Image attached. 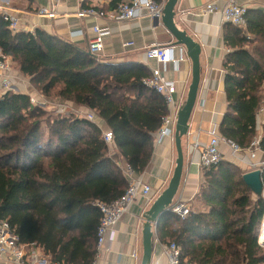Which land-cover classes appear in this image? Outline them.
I'll use <instances>...</instances> for the list:
<instances>
[{
	"label": "trees",
	"instance_id": "16d2710c",
	"mask_svg": "<svg viewBox=\"0 0 264 264\" xmlns=\"http://www.w3.org/2000/svg\"><path fill=\"white\" fill-rule=\"evenodd\" d=\"M223 40L226 108L218 132L245 148L257 135L264 104L262 10L248 9L244 28L225 23ZM0 50L37 93L95 115L90 121L48 111L21 92L0 95V218L20 242L41 247L50 263L91 264L101 216L94 201L110 202L126 189L121 159L136 173L146 168L165 101L144 83L150 76L144 64L106 62L41 29L13 31L1 15ZM99 121L113 135L112 155ZM245 172L226 160L200 169L190 214L181 219L168 210L161 216L156 234L180 247L182 264H264L257 243L264 198L247 186Z\"/></svg>",
	"mask_w": 264,
	"mask_h": 264
},
{
	"label": "crops",
	"instance_id": "0c3cea01",
	"mask_svg": "<svg viewBox=\"0 0 264 264\" xmlns=\"http://www.w3.org/2000/svg\"><path fill=\"white\" fill-rule=\"evenodd\" d=\"M228 0H177L175 5V22L178 28L184 30L200 45V81L196 95L195 105L189 118L188 132L182 137L183 168L181 182L173 198L176 201L186 202L191 210L196 206L194 196L199 188L200 168L196 162L199 152L189 146V141L198 133L199 140L204 143L207 139V130L211 124L218 125L226 108L224 94L222 60L228 48L223 40V26L219 11L204 13L202 7L207 2H213L218 8H222ZM237 3L248 9L262 10L264 0H236ZM119 0H61L59 5L53 8L54 17L38 15L39 7L51 8L50 0H0V6L18 17L17 31L32 32L41 29L51 35H57L63 39L75 43L82 49H87L89 39L93 36L92 27H108V33L103 36V50L97 55L106 62L125 63L135 62L144 64L149 70L160 67L155 59L146 55V47L153 44L170 43L175 46L174 57L178 58L180 47L183 48V60L179 61L176 69L169 63L166 70L162 71L165 79L174 82L173 98L179 106L185 100L188 85L191 79V61L186 54L184 46L175 44L174 37L158 22L154 25V19L144 16L138 19L115 22L103 16H78V10L91 7L97 11L107 13L115 9ZM263 13V12H262ZM1 14V12H0ZM245 27V26H244ZM241 27V28H244ZM132 42L128 45L127 43ZM14 73V72H13ZM15 92L34 95L36 90L29 83V78L24 80ZM19 85V86H18ZM47 101L51 100L46 97ZM67 103L74 116L84 118L90 109L77 106L71 102ZM95 121V119H94ZM264 123V104L257 115V133L261 132ZM102 131L108 130L102 121L97 122ZM157 132V131H156ZM154 144L151 159L141 173H136L145 183L152 187V192L157 191L155 198L166 187L175 167L176 150L174 142L168 137H163ZM224 159L229 156L228 147L220 146ZM116 151L114 146V152ZM236 163L244 171L245 163L238 159L226 160ZM244 167V168H243ZM147 209V208H145ZM144 209V198L138 196L114 225L112 238L107 240L105 249L100 253L97 264H140L142 253L141 230L142 214ZM152 254L150 264H165L162 256V247L166 241H162L156 234V228L152 227ZM136 254V256L134 255ZM0 264H6L0 260Z\"/></svg>",
	"mask_w": 264,
	"mask_h": 264
},
{
	"label": "built area",
	"instance_id": "2783aa9c",
	"mask_svg": "<svg viewBox=\"0 0 264 264\" xmlns=\"http://www.w3.org/2000/svg\"><path fill=\"white\" fill-rule=\"evenodd\" d=\"M61 0H50L51 8L39 7L38 15L54 17L53 8L59 5ZM83 1V0H81ZM166 0H119L115 9L110 12L103 13L94 8L87 7L78 10V16H103L115 22L138 19L148 16L151 19H157L161 22L162 10ZM5 6H0L1 16L8 23V27L17 31L18 17L8 13ZM204 13L219 11L224 23H231L238 27L246 25L247 8L236 0H228L222 8H218L213 2H207L201 9ZM264 15V7L262 9ZM93 36L88 42V51L91 54L98 55L103 50V36L108 33V27H100L95 25L92 27ZM128 45L132 42L127 43ZM175 46L170 43L153 44L146 47V55L156 60L160 67L150 70V76L145 78L144 83L159 93L167 106V114L162 117L161 125L156 132L155 141H160L163 137H168L174 142V129L179 109L178 103L173 98L174 82L163 77L162 71L166 70L169 63L173 64L176 69L179 61L183 60V48L180 47L178 58L174 57ZM13 58L4 55L0 50V95L5 94L14 87ZM28 95V94H27ZM29 102L32 105L48 107V101L44 95L36 93L28 95ZM55 112L61 114H74V110L65 103L57 102L51 104ZM80 116V113H76ZM74 114V115H75ZM77 116V117H78ZM84 118L94 121L93 112H88ZM187 133H189L187 131ZM261 132L253 137L249 146L240 148L233 141L226 140L218 132V125L213 123L207 130V139L204 143L199 140L198 133L189 141L192 150L199 152L196 162L197 166L202 169L225 160L224 154L220 150L221 145L228 147L229 156L245 163L246 167L253 170L259 169L263 172L264 159L260 158L262 153L260 149ZM102 137L107 144L109 154L114 153L113 135L110 130L102 131ZM240 153V154H239ZM121 168L123 175L127 180V187L124 192L116 199L110 202L95 200L94 204L98 207L101 216L96 230V253L91 264H97L100 253L105 249L107 240L112 238L114 225L120 220L122 215L127 211L131 203L138 197L144 198V209L148 208L154 201L157 191L152 192V187L145 183L140 177L135 176V171L124 160L121 159L117 163ZM261 196L264 198V188ZM146 210V209H145ZM144 210V211H145ZM169 210L178 215L181 219L190 214L191 208L184 201H176L171 203ZM143 211V212H144ZM143 219V218H142ZM143 223V222H142ZM154 230H155V226ZM264 234V214L260 223V232L257 239L259 246L264 247V240L260 238ZM162 256L165 258V264H182L180 257V247L174 241H168L162 247ZM136 256V254H134ZM0 259L12 264H57L50 263L49 255L46 254L41 247L31 243L24 244L7 220L0 218Z\"/></svg>",
	"mask_w": 264,
	"mask_h": 264
},
{
	"label": "water",
	"instance_id": "95a60500",
	"mask_svg": "<svg viewBox=\"0 0 264 264\" xmlns=\"http://www.w3.org/2000/svg\"><path fill=\"white\" fill-rule=\"evenodd\" d=\"M176 2L177 0H166L162 10L161 23L174 37V43L184 46L186 54L191 61V79L188 85L185 100L179 107L177 112V119L174 129V146L176 150V159L173 173L166 187L142 214V253L140 257V264H150L152 254V238L154 235L152 227H156L158 222L160 221L161 216L169 210V207L181 182L183 168V149L181 140L188 131V121L195 105L197 90L200 81V45L184 30L178 28L174 18V8ZM157 24L158 20L154 19V25L156 26ZM243 179L254 195L261 196L264 186L262 182V172L259 169L246 171L243 174Z\"/></svg>",
	"mask_w": 264,
	"mask_h": 264
},
{
	"label": "rangeland",
	"instance_id": "374dc122",
	"mask_svg": "<svg viewBox=\"0 0 264 264\" xmlns=\"http://www.w3.org/2000/svg\"><path fill=\"white\" fill-rule=\"evenodd\" d=\"M13 67H14V63H13ZM13 72H14V80H16L17 81V83L18 84H20L21 83V81L22 80H24V76L22 75V74H20V73H18V71L15 69V67L13 68ZM16 83V84H17ZM19 86V85H18ZM17 88H19V87H13L10 91H12V92H15V90H17ZM51 100H49L48 101V104H49V106L47 107H43L44 109H46V110H48V111H53V112H55V110H53V108H52V105L51 104H54V103H57V102H59L60 100H57V99H53V98H50ZM259 126H261V125H259ZM258 134V133H257ZM240 154V153H239ZM260 158L261 159H264L263 157H261L260 156ZM228 159H230V160H233V158H231L230 156H227L226 157V160H228ZM244 168V167H243ZM242 169V168H241ZM243 170V169H242ZM263 249H264V247H263ZM2 262H4V263H6V264H12V263H9V262H6V261H4V260H2V259H0Z\"/></svg>",
	"mask_w": 264,
	"mask_h": 264
},
{
	"label": "bare ground",
	"instance_id": "6f19581e",
	"mask_svg": "<svg viewBox=\"0 0 264 264\" xmlns=\"http://www.w3.org/2000/svg\"><path fill=\"white\" fill-rule=\"evenodd\" d=\"M260 240H261V241H263V240H264V234L261 236Z\"/></svg>",
	"mask_w": 264,
	"mask_h": 264
}]
</instances>
